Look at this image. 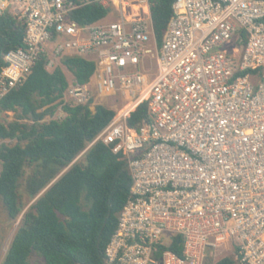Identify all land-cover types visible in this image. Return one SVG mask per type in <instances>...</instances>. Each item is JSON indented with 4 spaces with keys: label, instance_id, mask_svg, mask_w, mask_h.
<instances>
[{
    "label": "built area",
    "instance_id": "1",
    "mask_svg": "<svg viewBox=\"0 0 264 264\" xmlns=\"http://www.w3.org/2000/svg\"><path fill=\"white\" fill-rule=\"evenodd\" d=\"M98 3L116 16L81 25ZM158 46L149 0H1L26 25L0 59V101L41 56L96 64L57 103L115 112L101 141L126 160L130 197L106 248L108 264H264V0H175ZM101 97L105 103H96ZM147 105L139 127L129 120ZM87 149V150H88ZM183 236V255L165 249Z\"/></svg>",
    "mask_w": 264,
    "mask_h": 264
},
{
    "label": "trees",
    "instance_id": "2",
    "mask_svg": "<svg viewBox=\"0 0 264 264\" xmlns=\"http://www.w3.org/2000/svg\"><path fill=\"white\" fill-rule=\"evenodd\" d=\"M174 2L149 0L158 46L173 15ZM108 13L94 2L73 13V19L89 25ZM25 30L26 25L10 14L0 17V59L23 46ZM61 63L81 85L87 84L96 70L94 62L78 56L64 57ZM47 64L48 57L41 56L25 83L0 101V114L17 115L14 122L0 123V201L9 219L17 220L28 202L86 152L81 162L74 163L24 212L1 264H31L33 254L44 264H108L106 248L130 197L132 175L128 162L103 142L88 147L115 112L103 106L92 112L89 105H68L64 107L66 117L44 122L46 117H54L57 102L69 86L63 69L49 72ZM146 118L147 105L143 104L129 124L139 127ZM5 140L18 142L10 147L1 144ZM184 242L178 235L165 249L182 256ZM207 264L237 263L228 256Z\"/></svg>",
    "mask_w": 264,
    "mask_h": 264
},
{
    "label": "rangeland",
    "instance_id": "3",
    "mask_svg": "<svg viewBox=\"0 0 264 264\" xmlns=\"http://www.w3.org/2000/svg\"><path fill=\"white\" fill-rule=\"evenodd\" d=\"M114 19H116V16L109 15L106 18V21H112V20L114 21ZM62 69H63V71H64V73H65V75H66L69 83L72 82L75 79L74 76H73V74L70 71H68V69H66L65 67H62ZM101 102L102 103H105V99H103L101 97H98L96 99V103H101ZM57 104H58V108L56 109V112H55L54 117L48 116V117L45 118L44 122H50L53 119L61 120V119L64 118L62 116L61 112H60L61 106H60L59 103H57ZM93 107L94 106L91 107V111L92 112H95V110L93 109ZM16 119H17V115H16L15 112H5V113L0 114V123H3L5 125H7V124H9L11 122H14ZM17 142H18L17 140H5V141H2L1 144H5L7 146L12 147V146H15L17 144ZM83 155H84V153L81 154L71 165H73L76 162H81L82 159H83L82 158ZM1 170H2V165L0 163V173H1ZM29 173H30V171L27 173V175L25 177L26 179H27ZM24 183H25V180L23 181V184ZM44 191H42L38 195V197ZM25 200L27 201V198H25ZM34 201L35 200H33L31 202H28V205L26 206L24 212H26V210L34 203ZM24 212L22 213V215H20V217L17 220L12 221V220L9 219L8 214L6 212V209H5L4 205L2 204V202L0 201V264L3 262L6 253L8 252V250L10 248V245L12 243V240H13V238H14V236H15L18 228H19V226L22 223V218H23ZM30 263L31 264H44V260L41 257H39L37 254H33L32 257H31V259H30Z\"/></svg>",
    "mask_w": 264,
    "mask_h": 264
},
{
    "label": "water",
    "instance_id": "4",
    "mask_svg": "<svg viewBox=\"0 0 264 264\" xmlns=\"http://www.w3.org/2000/svg\"><path fill=\"white\" fill-rule=\"evenodd\" d=\"M1 1V0H0ZM86 152V151H85ZM84 152V153H85ZM72 166V165H71ZM70 166V167H71ZM70 167H68L54 182H56L62 175H64L67 171H68V169L70 168ZM54 182L39 196V197H41L53 184H54ZM39 197H37V199L39 198ZM37 199H35V201L37 200ZM34 201V202H35Z\"/></svg>",
    "mask_w": 264,
    "mask_h": 264
},
{
    "label": "crops",
    "instance_id": "5",
    "mask_svg": "<svg viewBox=\"0 0 264 264\" xmlns=\"http://www.w3.org/2000/svg\"><path fill=\"white\" fill-rule=\"evenodd\" d=\"M107 17H108V15H107ZM107 17H106V18H107ZM106 18H104L105 21H106ZM65 117H66V116H65Z\"/></svg>",
    "mask_w": 264,
    "mask_h": 264
}]
</instances>
